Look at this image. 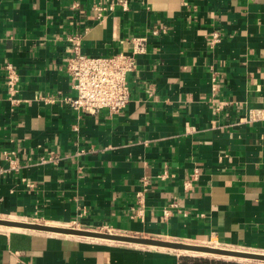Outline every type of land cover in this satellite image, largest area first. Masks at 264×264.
Returning <instances> with one entry per match:
<instances>
[{
    "label": "crops",
    "instance_id": "1",
    "mask_svg": "<svg viewBox=\"0 0 264 264\" xmlns=\"http://www.w3.org/2000/svg\"><path fill=\"white\" fill-rule=\"evenodd\" d=\"M74 31L86 55L130 53L146 37L121 111L77 113L64 99ZM255 107L264 0H0V218L264 253ZM114 242L0 226V264H177L180 254Z\"/></svg>",
    "mask_w": 264,
    "mask_h": 264
},
{
    "label": "built area",
    "instance_id": "2",
    "mask_svg": "<svg viewBox=\"0 0 264 264\" xmlns=\"http://www.w3.org/2000/svg\"><path fill=\"white\" fill-rule=\"evenodd\" d=\"M120 5L125 8L126 2ZM112 8V6L110 5ZM153 28L152 33H159ZM212 41L219 40L215 31ZM146 37H135L130 53L123 51L111 55H86L80 51V32H69L65 37L68 52L64 57L65 69L72 81L74 94L64 99L72 110L77 113L96 114L102 110L116 113L126 107L131 99L128 76L136 69L138 55L145 52ZM4 82L7 86L8 98L16 103L18 75L15 68L6 65ZM264 119V107L251 108L248 111V121ZM10 158V156H8ZM10 168L17 169L16 159L10 160Z\"/></svg>",
    "mask_w": 264,
    "mask_h": 264
},
{
    "label": "water",
    "instance_id": "3",
    "mask_svg": "<svg viewBox=\"0 0 264 264\" xmlns=\"http://www.w3.org/2000/svg\"><path fill=\"white\" fill-rule=\"evenodd\" d=\"M0 226L17 227L23 229H31L37 231L53 232V233L68 234V235H78L85 237H95V238H102V239H108V240H114L120 242H127L132 244L164 247L175 250L195 249L199 251H208L217 254L239 256L252 260L264 261V253H260V252L224 249L220 247L219 248L210 247L207 245H198V244L186 243L182 241L160 239L155 237L125 235V234L111 233L106 231H97V230H90L84 228L60 226V225H51V224H45V223H39L33 221H18V220L5 219V218H0Z\"/></svg>",
    "mask_w": 264,
    "mask_h": 264
},
{
    "label": "rangeland",
    "instance_id": "4",
    "mask_svg": "<svg viewBox=\"0 0 264 264\" xmlns=\"http://www.w3.org/2000/svg\"><path fill=\"white\" fill-rule=\"evenodd\" d=\"M104 231V230H102ZM192 244H198V245H209L208 243H192ZM112 248H115L117 251H120L124 248L126 249H158V250H164V251H175V250H167V249H160L159 247H150V245H135V244H128L127 242H120L116 241L112 244ZM220 248H232L233 247H225V246H218ZM234 249H239V248H234ZM243 250V249H240ZM176 253H180L179 256L185 255V256H191V257H204V258H214V259H220V260H225V261H235L243 264H264V261H259V260H252V259H246V260H240L238 258H230V257H225V256H217V255H211V254H205V253H199V252H193V251H182V250H177Z\"/></svg>",
    "mask_w": 264,
    "mask_h": 264
},
{
    "label": "trees",
    "instance_id": "5",
    "mask_svg": "<svg viewBox=\"0 0 264 264\" xmlns=\"http://www.w3.org/2000/svg\"><path fill=\"white\" fill-rule=\"evenodd\" d=\"M177 264H243L235 261H225L214 258L179 256Z\"/></svg>",
    "mask_w": 264,
    "mask_h": 264
},
{
    "label": "bare ground",
    "instance_id": "6",
    "mask_svg": "<svg viewBox=\"0 0 264 264\" xmlns=\"http://www.w3.org/2000/svg\"><path fill=\"white\" fill-rule=\"evenodd\" d=\"M76 236H78V235H76ZM92 238H95V237H92ZM98 239H102V238H98ZM104 240H108V239H104ZM109 241H114V240H109ZM129 244H132V243H129ZM137 245H139V244H137ZM207 246H209V245H207ZM210 247H215V246H210ZM162 248H164V247H162ZM217 248H219V247H217ZM167 249H169V248H167ZM224 249H228V248H224ZM232 250H235V249H232ZM182 251H193V252H199V253H205V254H211V255H217V256H225V257H230V258H238L240 260H246V259L248 260V258H244V257L232 256V255H225V254H217V253H213V252L199 251V250H195V249H185V250H182Z\"/></svg>",
    "mask_w": 264,
    "mask_h": 264
}]
</instances>
